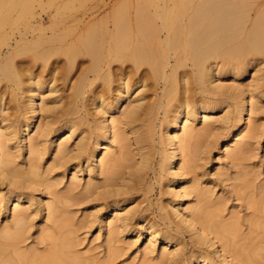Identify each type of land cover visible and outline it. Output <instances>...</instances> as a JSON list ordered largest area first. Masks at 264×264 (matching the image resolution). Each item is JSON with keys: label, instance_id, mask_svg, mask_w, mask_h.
I'll list each match as a JSON object with an SVG mask.
<instances>
[{"label": "bare ground", "instance_id": "6f19581e", "mask_svg": "<svg viewBox=\"0 0 264 264\" xmlns=\"http://www.w3.org/2000/svg\"><path fill=\"white\" fill-rule=\"evenodd\" d=\"M220 2L222 0H121L112 14L111 25L108 22L91 24L89 20V26L75 37L60 39L59 43H53L52 37H47L43 43L35 42V37L23 33L22 37L27 35L24 43L17 42L11 48L0 50V76L20 52L32 53L36 64L34 78L14 84L11 89L14 105H7L0 95V174L7 172L11 176L18 172L35 186L45 189L36 193L30 191L26 183L22 188L10 190L11 195L4 193L0 203L7 207V201L14 195L21 209L32 205L41 211L43 201L50 208L51 220L57 229L59 239L55 247L60 253L79 244L81 230L97 232L95 240L99 242L94 248L100 249L102 255L98 251L101 257L96 258L90 250L84 251L87 255H80L81 264H110L118 260L116 258L123 253L118 243L125 241L128 233H140L141 229L150 238L141 248L140 257H134L130 264H165L175 250L173 245H183L185 249L183 238L187 234L192 245L184 251L185 264H189L194 249L202 253L206 264L209 260L215 261V237L210 234L202 242L198 233L184 221L190 220L197 225L210 223L224 193H233L239 198L243 191L241 184L249 183L259 171L248 165L247 159L253 142L258 145V138L263 134L260 125L253 120V113L261 109L259 105H264L261 99L264 83L260 78L255 82L254 92L220 88L221 85H251L253 80L244 84L239 81L244 71L230 69L223 62L209 66L206 55L199 51L183 52L180 47L184 34L205 33L228 15L226 9L192 5ZM183 4L189 6L181 7ZM164 29H167L164 34L168 40L162 43ZM129 47L154 65V74L145 78L147 84L135 76L123 83L113 81L107 91L96 93L93 105L103 108L117 120L113 136L117 140L126 134L121 123L126 110L134 113L139 124L136 128L139 141L151 152L154 168L129 189L128 195H114L101 191L104 185L97 178L89 155L97 142L100 118L86 101L95 90L98 73L74 80L68 63L55 61L56 53H64L75 66L76 53L91 51L100 63L108 50ZM184 73L186 85L181 84ZM70 80L74 86L69 84ZM60 84L70 91L63 90L65 86L59 88ZM141 88L145 91H140ZM199 120H202L201 125ZM83 129L87 131L78 140ZM211 133L218 136L210 142ZM177 137L179 140L175 139ZM12 144L16 147L12 148ZM5 148L19 153L16 167L6 160ZM214 151L220 155L225 153L228 159L214 168V176L226 182L219 189L217 181L199 171L210 162ZM20 160L25 163L21 164ZM229 163L235 166L229 167ZM155 184L159 185L157 208L142 206V197L153 192ZM113 186L119 185L115 182L107 185ZM25 200L28 203H24ZM74 209L83 211L80 219ZM211 226L219 232L218 223ZM203 231L205 229L201 228ZM202 243L208 246L203 247ZM229 251L235 252L236 245H230Z\"/></svg>", "mask_w": 264, "mask_h": 264}, {"label": "snow or ice", "instance_id": "6c2138e0", "mask_svg": "<svg viewBox=\"0 0 264 264\" xmlns=\"http://www.w3.org/2000/svg\"><path fill=\"white\" fill-rule=\"evenodd\" d=\"M15 6L6 0H0V12ZM188 6L181 5V7ZM192 6L226 9L228 15L220 24L205 33L184 34L180 41L182 51H199L206 55L209 66L223 62L230 69L244 71L245 80L249 78L253 80L251 85H221L220 88L236 92H254L257 78L264 83V0H222L220 3ZM34 7L45 6L34 5ZM165 32L167 29L161 32L162 43L168 40ZM16 43L15 39H9L8 47L11 48ZM56 57L55 62L68 63L74 80L93 75L94 72L98 73L95 90L86 101L87 106L100 118L99 131L96 133L97 142L92 145L89 155L95 165L96 176L104 185L101 191H110L114 195H128L129 189L137 181L143 180L146 174L153 171L152 154L148 147L139 141L136 132L139 124L135 121L134 113L129 114L126 110V114L121 118L126 134L123 139L117 140L113 138L117 120L110 117L103 108L97 109L93 105V100L96 93L101 90L107 91L108 86L116 80L123 83L131 81L135 76L147 84L148 80L145 78L154 74V65L142 59L130 47L117 51L108 50L105 60L100 63L96 54L91 51L76 53L75 66L64 53H56ZM34 67L36 64L32 53L25 51L14 56L5 74L0 76V95H9L14 84L33 79ZM184 75L186 73L181 75L182 85H186ZM69 84H73V80H70ZM140 91L145 89L141 88ZM261 91L264 92V88ZM261 99L264 100V95ZM246 114L247 109H245ZM253 115H258L264 120V111L254 112ZM68 130L71 131L70 128ZM86 131L83 129L77 139L84 136ZM217 136V133H211L210 142ZM175 139L179 140V137ZM258 139L264 143V135ZM225 142L227 143V140ZM15 147L16 145L12 144V148ZM77 147H80V144H77ZM4 152L10 166L16 167L15 161L19 153L9 152L7 148ZM249 160L259 164V171L254 173L249 183L241 184L243 191L239 198L236 194L225 192L210 223L202 222L197 225L190 220L184 221L185 225L198 233L202 242L209 238L210 234L215 237L216 243L213 247L217 259L209 260L207 264H264V161L255 153L250 155ZM20 163L23 164L25 161L20 160ZM48 167L52 168V165ZM114 182L119 186L107 187ZM26 183L30 185V191L36 193L45 191L18 172L11 176L4 172L0 174V185H2L0 197L4 193L11 195L10 190L22 188ZM23 202L28 203L27 200ZM40 209L41 211H38L32 205L27 209H21L18 198L14 195L7 201V207L0 203V264H81L80 255H87L83 251L84 246L77 245L65 253L58 252L55 245L59 237L56 226L51 220L50 208L41 201ZM215 223L220 225L219 232L211 226ZM201 228L205 231L201 232ZM232 244L236 245L235 252L229 251ZM202 246L208 245L202 243ZM173 247L175 250L169 254L170 259L165 264H185L183 245L179 247L173 245ZM193 251L194 255L189 264H206L201 258L202 253L198 249ZM165 252L167 253V249ZM230 255L232 259H228Z\"/></svg>", "mask_w": 264, "mask_h": 264}, {"label": "rangeland", "instance_id": "374dc122", "mask_svg": "<svg viewBox=\"0 0 264 264\" xmlns=\"http://www.w3.org/2000/svg\"><path fill=\"white\" fill-rule=\"evenodd\" d=\"M120 1L121 0H6V2H10L16 6L11 9H4L2 12H0V50L6 49L8 47L9 39H15L18 43H24L27 39V35L30 38L35 37V42L39 41L42 43L46 41L45 39L47 37H52L53 43H59L61 42L60 39L63 38L68 40L72 39L79 33V31L81 32L85 27L89 26V20L92 21V23L90 22L91 24L96 22L100 25L108 22L111 25L113 21L112 14L118 6L117 3ZM34 5H44L45 7H34ZM44 17L47 19H44ZM89 17L90 19H88ZM43 31L47 33L46 36L43 35ZM23 33H27V35L22 37L21 34ZM239 81H243L244 84H249L252 82V79L249 78L245 80L242 77L239 78ZM58 83L61 82L58 81ZM62 86L63 84H60L58 87L63 88L65 86L64 88H66V85L63 87ZM64 88L63 90H69L68 88ZM3 97L4 102L7 105H14L11 101V92L9 95H3ZM259 106H261V109L257 110L255 113L264 111V105L261 104ZM253 120L256 122V124L260 125V128H262L263 132L262 135H264V120H261L258 115H253ZM201 123L202 120H199V125H201ZM251 148L252 152L250 154L247 153L249 154L248 157L255 153L260 155L262 161H264V151H262L264 150V143H262L259 139V144L257 145L255 142H253ZM247 160L248 165L253 167L255 166L256 169L258 168L257 170H259V164H255V162H251L249 159ZM222 161L223 164L225 161H228V159L225 158V153L222 152L220 155L214 151L210 162L199 168V171L203 172L205 177L213 179L219 183L217 189H219L220 186H224L226 183H223L224 181L222 182V180H218V178L214 176V168L219 166V162ZM232 165L234 164L229 163L228 166L230 167ZM233 169H235V167ZM69 177L70 175H68V178ZM85 178L87 179L88 175H85ZM154 187L155 188L153 192L149 193L146 197H142V199H144L141 204L142 206L150 205L153 209L157 208L159 185L155 184ZM81 207L80 209H82ZM72 208L78 209L73 206ZM75 209L74 211L76 212L77 210ZM80 209L78 212H76L79 215L75 214L77 217L80 216L79 219L82 217L83 213V211ZM96 235L97 232L93 234L91 231L85 232V230H81L78 233V245H83V251L90 250L91 254H95V257L97 258L101 257L102 252L100 249L94 248V246L96 247L97 243L99 242V240H95ZM148 237L149 235L142 229L140 230V233L134 232L125 235V241L118 243L122 246L123 253L120 255V257L116 258L118 260L112 261L110 264H115L114 262L121 264V261H123V264H130L133 262L134 257L137 256L139 258L141 253L140 250L150 238ZM183 241L186 242L185 250L190 249L192 240L189 234L183 238ZM133 245H135V247H133ZM98 251L101 255L98 253ZM97 254L99 255L97 256ZM102 257L104 258V255ZM100 259L103 260L102 258ZM104 259L108 260L106 257ZM107 264H109V262Z\"/></svg>", "mask_w": 264, "mask_h": 264}]
</instances>
